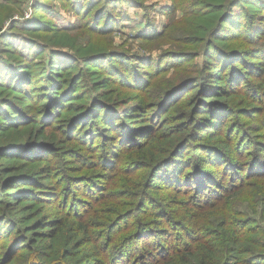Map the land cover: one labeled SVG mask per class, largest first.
Here are the masks:
<instances>
[{
	"label": "trees",
	"instance_id": "1",
	"mask_svg": "<svg viewBox=\"0 0 264 264\" xmlns=\"http://www.w3.org/2000/svg\"><path fill=\"white\" fill-rule=\"evenodd\" d=\"M61 1L77 21H37L0 66V264H264L263 130L248 126L264 94L246 81L264 85V0H171L155 10L171 18L163 30L141 4L134 38L148 57L114 42L133 0ZM201 55L194 76L154 89ZM191 84L203 96L195 114L167 122L197 105L187 96L164 122L167 103ZM234 97L247 106L234 109ZM28 161L42 166L24 172Z\"/></svg>",
	"mask_w": 264,
	"mask_h": 264
},
{
	"label": "rangeland",
	"instance_id": "2",
	"mask_svg": "<svg viewBox=\"0 0 264 264\" xmlns=\"http://www.w3.org/2000/svg\"><path fill=\"white\" fill-rule=\"evenodd\" d=\"M141 4L144 6L145 5L152 6L151 7L152 9L151 17L155 19V17L159 15V13H156L155 10L157 11L159 10L160 12L162 11L163 7H169L172 4V2L171 0H133L129 6H125L121 9V11H123V13L125 14L122 18H120V21H118L119 25L116 26L117 31L115 32V35L113 34L114 36L113 38H114V42L116 43V47L119 50L127 51L131 55L138 54L144 57H148L150 54L148 53V49L145 46V44H143L141 40L134 38V36L142 28L141 25H142L143 14L145 13V9L139 7L141 6ZM70 8H71L70 6L64 5L61 0H0V66H7L9 59H12V60L14 59V57L7 55L5 51V47H9L8 49L22 47L23 43L26 42V39L28 40L31 36L29 35L26 28L31 26L32 24H35L37 21L39 20L49 21L53 23L55 26L60 27V28H65V27H68L74 24L77 21V17ZM91 8H94V6L92 5ZM250 8H258V7L252 6ZM118 10H120V8L116 9V15L119 14L120 12ZM260 12H264V11L261 10ZM180 15L181 14L178 12L176 15L177 18H179ZM169 20H171V18L166 14L163 16H158L157 24H156L157 29L163 30L164 25L162 24L168 23ZM68 34L73 39H76L78 37V36H75L74 32H68ZM39 36H41L40 39L43 40V36H46L48 39L52 35L50 32H48V33H41ZM85 38L86 37L83 36L79 39V43L82 44L81 48L85 46V41H86ZM44 43L45 42L43 41L41 44H44ZM190 46L191 45L187 46L183 50H185L184 52H187L193 56L194 55L193 49H195V47L193 46L190 47ZM233 47L235 46L233 45ZM163 48L167 49V48H175V47L173 44L172 45L170 44V46L166 45ZM63 50L68 51L70 54L75 56L74 52L68 49L67 47H63ZM159 51L160 49L158 48L157 50L154 51L153 55H158L159 53H161ZM174 51H179V50L177 49ZM41 52H42V49L40 48L37 53V57L39 56V54H41ZM47 52L48 51H45V54L42 57L40 55V57L43 59L47 58ZM37 61L40 62L39 59ZM203 63H204V59H203V56L201 55L198 58L190 60L188 64L184 65L183 68L179 70H176L175 67L171 68L169 72L165 75V77L162 78V76H160L158 78L157 83L154 84V89L157 90L159 87L168 84L173 79H175V81H178L182 78H186V76L183 75V73H190L191 76H194L195 73L191 70V68L193 66H196V70L198 71L202 69ZM226 66H230V64ZM225 68L226 67H222L221 69V66H220L219 72L221 74H224L223 69ZM40 69H41L40 67L37 68L35 72L36 77H39L41 75ZM171 75H172V78L168 79ZM248 78L249 79H247L246 81L251 80V82L254 83L262 91V94H264V85H262L261 86L262 88H260V85L258 84L257 79H252L250 77ZM153 80L154 78L151 80V82ZM85 90L86 89H84V91ZM136 93H137V90H132L131 92H129L130 98L127 99L125 102H128V103L133 102L136 99L135 97ZM262 94L258 97L259 98L262 97L263 96ZM196 95H197V98L195 102L199 100L197 105L195 106L188 105L187 107H181L175 110L176 117L174 119L167 118V122L176 121V123L182 124L184 120L190 119L195 114L194 110L201 105L202 100H203L202 98L203 96L200 94L199 86L193 85V84L188 85L185 89H183L177 95V97H174L172 100H170L167 103L165 109L161 112L162 113L161 117L163 118V121L166 122V117L168 116V114L165 112H168L170 108H172L174 104L178 102V100H180L181 98H185L187 96H189L190 98V96H196ZM70 98L72 99L73 97H70ZM243 102L244 101L239 99V97H234L231 99V106L234 109L245 108L247 104L244 105ZM256 107H261V110L263 111L260 113H256L255 115L256 119L252 121H248V126L249 127L255 126L254 127L255 130H259V128H261L263 131L259 130L258 136L261 141H264V122L261 123L264 120V100H260L257 103ZM150 112H153V110ZM136 118L137 119L140 118L139 114L136 115ZM224 120H225L226 128L232 122H235V119H232L231 117L225 118ZM62 122H63L62 120L57 121V123L59 124ZM166 125H168V128H169L167 129L168 131L174 128L173 127L174 125H172L171 123H167ZM235 127L233 128L234 130H235ZM38 130L39 128L35 127V130L33 131V133H37ZM109 132L113 133L114 131L109 130ZM3 134L4 135L8 134L7 136L10 137L12 136V130L4 131ZM35 137L37 138L38 136H35ZM99 142L100 140L97 141V143ZM247 149H250V146ZM189 155L190 153L185 154L186 157ZM3 162H5V164H13V162L9 160H4ZM33 162L34 161H28L27 163L23 164L22 169L24 170V172H28L29 169L34 170L33 168H38L39 166H42L41 163L33 164ZM42 174L44 173L42 172ZM245 202L246 201L241 202L242 208H246ZM29 236L32 237L34 241L38 242L39 245H42V244L50 245L51 244L49 241H42L41 239L40 240L37 239L35 234L29 235Z\"/></svg>",
	"mask_w": 264,
	"mask_h": 264
}]
</instances>
